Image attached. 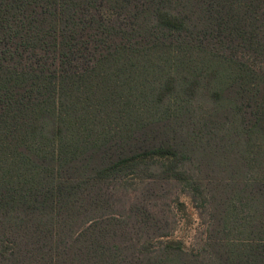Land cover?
Listing matches in <instances>:
<instances>
[{"label": "trees", "instance_id": "obj_1", "mask_svg": "<svg viewBox=\"0 0 264 264\" xmlns=\"http://www.w3.org/2000/svg\"><path fill=\"white\" fill-rule=\"evenodd\" d=\"M0 264H264V0H0Z\"/></svg>", "mask_w": 264, "mask_h": 264}, {"label": "rangeland", "instance_id": "obj_2", "mask_svg": "<svg viewBox=\"0 0 264 264\" xmlns=\"http://www.w3.org/2000/svg\"><path fill=\"white\" fill-rule=\"evenodd\" d=\"M194 165L201 171L199 174L200 181L209 190L210 185L208 181L211 176H213V180L224 177L223 174H212L211 170H207L204 167V162L195 161ZM195 173L198 174L199 172L195 171ZM209 174H211V176ZM136 191L133 192L129 190L126 195H123L122 203L127 208L125 211L120 210L123 214H127L130 203L139 200L142 203L147 204V207L158 214V217L161 219L167 217L169 223L174 220L175 223L173 226L176 228L175 236L180 238L186 247L196 250L201 248L205 240L206 230L209 225H211L210 217L207 213L212 212V210L208 209L209 211H207V213L203 210L201 212L199 208L193 206V202L189 199V196H187L186 193H181L183 191L180 189V186L167 184L162 180L156 181L154 179L150 180V178L145 179L142 183L136 186ZM119 194L122 195V193ZM161 194H166L167 196L159 199L157 196ZM174 197L179 198V200L185 204L190 224L185 223L184 220L180 219L178 216L172 218L170 211L167 212L168 208L166 205H169V210L172 209V200H174ZM219 197L221 198L222 196Z\"/></svg>", "mask_w": 264, "mask_h": 264}]
</instances>
